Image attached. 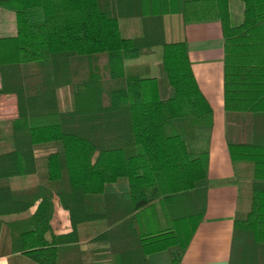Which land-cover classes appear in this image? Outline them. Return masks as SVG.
I'll list each match as a JSON object with an SVG mask.
<instances>
[{"label": "trees", "instance_id": "obj_1", "mask_svg": "<svg viewBox=\"0 0 264 264\" xmlns=\"http://www.w3.org/2000/svg\"><path fill=\"white\" fill-rule=\"evenodd\" d=\"M231 1L0 0L16 22L0 37V102L16 113L0 119L8 264H148L161 250L180 264L208 184V151L186 143L211 126L212 108L185 41L165 40L168 13L220 22L224 132L240 190L228 264H264V0H237L238 23ZM120 178L127 194L105 191ZM54 197L67 233L52 229Z\"/></svg>", "mask_w": 264, "mask_h": 264}, {"label": "crops", "instance_id": "obj_2", "mask_svg": "<svg viewBox=\"0 0 264 264\" xmlns=\"http://www.w3.org/2000/svg\"><path fill=\"white\" fill-rule=\"evenodd\" d=\"M230 12L233 22L238 23L242 15L241 3L232 0ZM163 25L166 41H185L198 87L212 108L211 126L195 129L193 139L186 143L189 151H208V184L203 218L189 240L180 264H228L240 190L224 132L223 36L220 22H184L180 14L168 13L163 16ZM116 183L120 189L109 188ZM104 189L108 192H128V181L120 178L114 183H106ZM53 207L51 226L54 233L69 232L68 212L61 207L57 197L53 199ZM88 245L83 242L81 248ZM147 261L148 264H169V254L166 250L156 251L147 255ZM0 264H8V257H0Z\"/></svg>", "mask_w": 264, "mask_h": 264}, {"label": "rangeland", "instance_id": "obj_3", "mask_svg": "<svg viewBox=\"0 0 264 264\" xmlns=\"http://www.w3.org/2000/svg\"><path fill=\"white\" fill-rule=\"evenodd\" d=\"M133 27L134 26L129 24V27H127L129 29L128 31L131 32ZM15 34H16V22H15L14 12L9 9L0 7V37L14 36ZM148 60H152V59L149 57H143L142 59V61L145 62H147ZM64 96H65L64 93H61V97L63 98ZM15 114L16 113H15L14 101L4 97V99H2L0 102V119L12 118L15 116ZM118 187L119 186L117 185V183L109 186V188H111L112 190L120 189ZM119 192L127 194V192L125 191L120 190ZM90 246L91 245L89 244L88 247Z\"/></svg>", "mask_w": 264, "mask_h": 264}]
</instances>
